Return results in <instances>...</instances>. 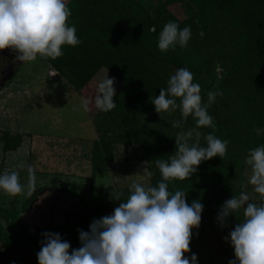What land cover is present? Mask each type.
Wrapping results in <instances>:
<instances>
[{
  "label": "trees",
  "instance_id": "obj_1",
  "mask_svg": "<svg viewBox=\"0 0 264 264\" xmlns=\"http://www.w3.org/2000/svg\"><path fill=\"white\" fill-rule=\"evenodd\" d=\"M154 1L68 0L71 16L67 22L76 26V35L82 42L76 46H62L64 54L56 59H43L66 78L70 87L83 93L91 77L117 52L131 56L139 53L138 75H134L114 97L116 107L98 113L93 120L100 139L99 149L93 150L91 160L94 171H101L113 159V144H140L148 162L147 170L153 172L149 184L154 186L161 179L155 160L167 159L175 151V135L194 127L195 121L189 116L182 128L172 127L173 120L181 119L179 110L160 116L151 99L159 95L160 88L167 86L175 68L186 67L194 74L193 82L201 86V96L206 103V94L211 90L214 77L207 82L205 76L212 77L216 66L223 65L216 54L213 37L217 24L224 26V34L231 28L239 31L237 35L243 38L244 46L237 48L233 57L235 66H231L218 85L223 93L216 97L218 103L214 102L208 108L216 128L199 129L201 144L205 143L204 135L209 132L228 140L226 154L222 158L216 156L202 161L187 180L169 182L170 191H186L188 204L198 199L204 206L200 225L193 229L190 252L185 253L187 256L195 253L198 264H203L204 259L209 258V252L199 247L203 229L208 225L204 212L240 194V180L249 150L264 145V135L257 136L253 131L257 127L264 128V0H188L183 17L171 12L166 0H158L153 6L151 2ZM169 21H175L180 28L191 26L192 36L187 47L177 46L162 53L157 47L158 36ZM200 32L204 33L202 37ZM244 58L246 62H240ZM237 66L248 68L240 73ZM1 139V150L7 153L18 149L22 135L5 131ZM60 189L71 193L65 188ZM120 194L126 199L129 191ZM101 211L82 213L71 222L52 225L33 235L23 224L16 207L0 208V217L7 225L4 228L0 224L3 241L0 264H38L36 253L45 231L59 233L62 239L70 242L71 248H78V230L87 231L94 218L112 213ZM240 219L242 212L229 216L224 227L219 225L222 236H227ZM216 263L224 262L218 258Z\"/></svg>",
  "mask_w": 264,
  "mask_h": 264
},
{
  "label": "clouds",
  "instance_id": "obj_2",
  "mask_svg": "<svg viewBox=\"0 0 264 264\" xmlns=\"http://www.w3.org/2000/svg\"><path fill=\"white\" fill-rule=\"evenodd\" d=\"M70 16L66 0H0V50H14L16 59L23 63L35 61L38 56L56 59L64 54L62 46L82 42L76 35V26L67 22ZM191 36V26L180 28L175 21H169L159 33L157 47L162 53L177 46L187 47ZM114 81L106 73L96 84L94 96L81 98L83 111L87 112L93 103L102 112L114 109ZM193 81L194 74L188 68L177 67L167 86L151 99L160 116L179 110L181 119L173 120L172 127L182 128L189 116L195 121L194 127L175 135V151L167 159L155 160L161 175L157 184L134 182L126 199L111 191V197L120 203L111 214L94 218L87 231L78 230V248H71L59 233H42L36 253L38 264H198L195 253H185L190 252L193 229L200 225L204 206L198 199L188 204L186 191H170L169 182L187 180L202 161L222 158L229 141L209 132L204 135L205 143H200L201 127L216 128L208 108L223 93L209 91L205 103L201 86ZM253 131L257 136L264 135V128ZM245 163L251 169L249 183L261 201H252L246 192L233 195L220 206L217 220L224 227L229 216L242 212V219L224 237L234 250L228 264H264V145L250 149ZM27 171L31 194L36 190L35 169L29 166ZM152 175V171L146 172L147 177ZM0 191L9 196L25 191L18 172H0Z\"/></svg>",
  "mask_w": 264,
  "mask_h": 264
},
{
  "label": "rangeland",
  "instance_id": "obj_3",
  "mask_svg": "<svg viewBox=\"0 0 264 264\" xmlns=\"http://www.w3.org/2000/svg\"><path fill=\"white\" fill-rule=\"evenodd\" d=\"M166 1L171 12L177 17L184 16L188 0ZM155 2L158 0L151 4L154 6ZM205 16L208 17V13ZM221 25L217 24L213 37L216 54L223 65L216 66L212 77L205 76L207 82L214 77L210 91L219 90V83L231 66H235V51L245 43L240 34L237 35L238 30L231 28L224 34ZM122 54V51L117 52L99 68L81 93L70 87L66 78L42 56L23 63L16 59L14 50H0V171L18 172L20 183L25 186V191L16 196L0 191V208L16 207L23 224L33 235L52 225L71 222L82 213L92 214L95 209L109 214L108 211H113L119 204V200L111 197V191H129L134 182L149 184L148 162L143 148L137 143L113 144V159L105 168L94 171L92 166L93 150L98 148L100 139L93 120L102 111L96 109L94 103L89 105L87 112L83 111L81 98H92L96 84L106 73L115 78L116 95L134 75H138L139 53ZM246 59L240 62L245 63ZM247 68H238V71L242 73ZM5 131L22 135L21 145L15 151L2 152L1 138ZM29 166L35 169L36 177V190L31 194L27 189ZM250 176L251 169L245 164L240 193L246 192L252 201L259 203L261 197L249 183ZM220 206H213L211 211L203 214L208 225L203 227L199 247L209 252V258L206 257L203 264H217L218 258L228 264L234 258L233 247L222 236L217 220ZM0 224L7 227L1 217ZM2 250L0 239V252Z\"/></svg>",
  "mask_w": 264,
  "mask_h": 264
},
{
  "label": "built area",
  "instance_id": "obj_4",
  "mask_svg": "<svg viewBox=\"0 0 264 264\" xmlns=\"http://www.w3.org/2000/svg\"><path fill=\"white\" fill-rule=\"evenodd\" d=\"M52 74H55V72H52Z\"/></svg>",
  "mask_w": 264,
  "mask_h": 264
},
{
  "label": "flooded vegetation",
  "instance_id": "obj_5",
  "mask_svg": "<svg viewBox=\"0 0 264 264\" xmlns=\"http://www.w3.org/2000/svg\"><path fill=\"white\" fill-rule=\"evenodd\" d=\"M6 59V57H4Z\"/></svg>",
  "mask_w": 264,
  "mask_h": 264
}]
</instances>
